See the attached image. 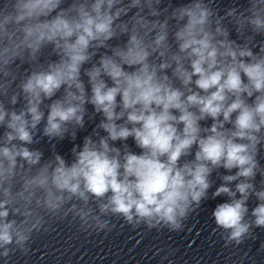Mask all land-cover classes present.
Segmentation results:
<instances>
[{"label": "clouds", "instance_id": "clouds-1", "mask_svg": "<svg viewBox=\"0 0 264 264\" xmlns=\"http://www.w3.org/2000/svg\"><path fill=\"white\" fill-rule=\"evenodd\" d=\"M257 36H264V0L223 15L212 0H6L5 264L16 252L29 254L52 219L71 216L86 232L110 231L106 217L180 232L209 198L214 173L221 183L212 198H228L212 212L224 246L254 240V229H264V42ZM96 117L91 133L73 143L71 160L55 151ZM43 138L52 146L48 158L31 147Z\"/></svg>", "mask_w": 264, "mask_h": 264}]
</instances>
